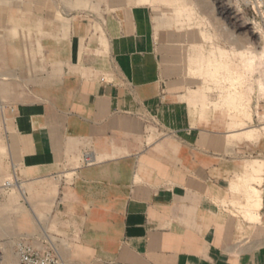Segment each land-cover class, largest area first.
<instances>
[{
	"label": "crops",
	"instance_id": "obj_1",
	"mask_svg": "<svg viewBox=\"0 0 264 264\" xmlns=\"http://www.w3.org/2000/svg\"><path fill=\"white\" fill-rule=\"evenodd\" d=\"M203 1L0 0L5 264L19 241L64 264H264V174L236 215L257 129L203 72V31L172 20Z\"/></svg>",
	"mask_w": 264,
	"mask_h": 264
},
{
	"label": "rangeland",
	"instance_id": "obj_2",
	"mask_svg": "<svg viewBox=\"0 0 264 264\" xmlns=\"http://www.w3.org/2000/svg\"><path fill=\"white\" fill-rule=\"evenodd\" d=\"M223 3L227 5L226 13L222 11ZM171 13L177 26L198 27L203 31L201 57L207 65L203 72L210 76L211 84L220 95L238 99L226 102L228 109L240 110L250 120V126L257 129L247 140L255 143L261 141L262 151L248 155L244 175L236 179L244 197L241 208L235 205L238 209L236 215L248 219L249 211L257 209L254 206L260 196L257 186L263 185L260 175L264 174L261 171L257 177H253L247 173L250 163L264 161V107H260L261 111L252 112L253 100L264 102V39H259L251 31L253 11L228 0H204L202 3L176 6L171 8ZM255 115L259 117L258 121L253 119ZM11 260L6 246L0 243V264Z\"/></svg>",
	"mask_w": 264,
	"mask_h": 264
},
{
	"label": "built area",
	"instance_id": "obj_3",
	"mask_svg": "<svg viewBox=\"0 0 264 264\" xmlns=\"http://www.w3.org/2000/svg\"><path fill=\"white\" fill-rule=\"evenodd\" d=\"M239 6H245L253 11V20L251 21V31L256 34L259 39H264V0H228ZM17 182L7 181L3 185V189H10L17 186ZM16 255L21 264H64L56 249L38 250L25 241H19L16 244Z\"/></svg>",
	"mask_w": 264,
	"mask_h": 264
},
{
	"label": "bare ground",
	"instance_id": "obj_4",
	"mask_svg": "<svg viewBox=\"0 0 264 264\" xmlns=\"http://www.w3.org/2000/svg\"><path fill=\"white\" fill-rule=\"evenodd\" d=\"M223 4H224V3H223ZM226 6H227L226 4L223 5V10H222L223 13H226ZM253 53H254V52H253ZM251 55H252V54H251ZM253 58H254V57H253ZM249 59L251 60V58H249ZM249 59H248V60H249ZM245 62H246V61H245ZM246 63L248 64V63H250V61H247ZM250 66H251V65H250ZM250 66H249V67H250ZM249 67H248V68H249ZM237 100H238V99H237ZM249 101H250V100H249ZM249 114H250V113H249ZM250 116H251V115H250ZM263 129H264V127H263ZM263 129H262V130H263ZM255 132H256L255 130H252V131H251V134H250V132H249V134L253 136V135L255 134ZM256 134H257V133H256ZM257 165H259V164H257ZM259 172H261V171H259ZM251 221H252V222H257L256 219H255V217H252V218H251Z\"/></svg>",
	"mask_w": 264,
	"mask_h": 264
}]
</instances>
